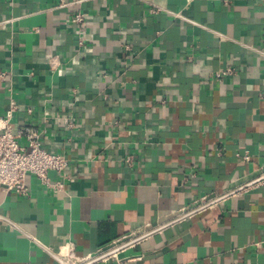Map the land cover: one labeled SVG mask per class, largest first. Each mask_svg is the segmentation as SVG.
<instances>
[{
	"label": "crops",
	"instance_id": "obj_1",
	"mask_svg": "<svg viewBox=\"0 0 264 264\" xmlns=\"http://www.w3.org/2000/svg\"><path fill=\"white\" fill-rule=\"evenodd\" d=\"M12 103L69 165L0 186V264H264V0H0Z\"/></svg>",
	"mask_w": 264,
	"mask_h": 264
},
{
	"label": "built area",
	"instance_id": "obj_2",
	"mask_svg": "<svg viewBox=\"0 0 264 264\" xmlns=\"http://www.w3.org/2000/svg\"><path fill=\"white\" fill-rule=\"evenodd\" d=\"M84 20L85 15L82 13H77L73 18V22L78 25H81ZM80 45H84L82 40ZM234 72V69L229 68L223 75L233 74ZM217 77H221V74H218ZM17 108L15 103L11 104V108L3 120V125L0 126V186L9 193L26 196L29 193L27 178L33 175L48 188L54 190L63 188L61 182H52L49 174L50 172L62 174L69 165V159L65 155L47 151L43 146L40 133L33 127H24L15 135L12 131L11 119ZM20 138L24 139L23 143L19 141ZM238 157H241V155H238ZM243 159L247 161L249 157L246 155ZM255 185L264 187V176L253 182L249 187ZM120 250V248L113 249L84 264H93L101 258L103 259L98 262L106 260L120 252ZM61 259L65 264H81L73 257V254L63 255Z\"/></svg>",
	"mask_w": 264,
	"mask_h": 264
},
{
	"label": "water",
	"instance_id": "obj_3",
	"mask_svg": "<svg viewBox=\"0 0 264 264\" xmlns=\"http://www.w3.org/2000/svg\"><path fill=\"white\" fill-rule=\"evenodd\" d=\"M101 259H103V258H101ZM101 259L96 260L95 262H93V264L96 263V262H98V261L101 260Z\"/></svg>",
	"mask_w": 264,
	"mask_h": 264
}]
</instances>
